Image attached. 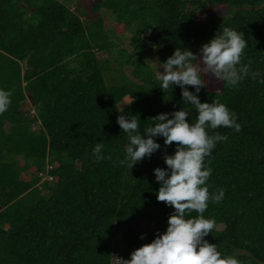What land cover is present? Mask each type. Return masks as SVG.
I'll use <instances>...</instances> for the list:
<instances>
[{
	"label": "trees",
	"instance_id": "trees-1",
	"mask_svg": "<svg viewBox=\"0 0 264 264\" xmlns=\"http://www.w3.org/2000/svg\"><path fill=\"white\" fill-rule=\"evenodd\" d=\"M68 4L0 0V89L12 93L0 114V264H116L114 255L129 259L166 230L174 209L157 200L153 170L166 168L176 142L154 138L161 150L129 169L118 163L128 137L116 119L124 105L143 133L150 118L182 107L195 122L180 88L162 91L146 59L164 62L177 47L199 59L224 27L244 33L241 62L260 75L218 89L202 75L200 101L225 104L241 125L208 130L228 139L205 158L210 195L224 190L204 213L216 221L205 239L241 264H264V0H99L91 13ZM220 7L223 15L202 20ZM127 34L130 51L121 47ZM97 142L111 159L95 162ZM139 221L153 230H137Z\"/></svg>",
	"mask_w": 264,
	"mask_h": 264
},
{
	"label": "clouds",
	"instance_id": "clouds-1",
	"mask_svg": "<svg viewBox=\"0 0 264 264\" xmlns=\"http://www.w3.org/2000/svg\"><path fill=\"white\" fill-rule=\"evenodd\" d=\"M246 47L244 33L224 27L200 46L199 59L191 50L177 47L164 62L158 58L151 61L156 65L155 79L160 82L159 88L165 92L178 86L181 103L195 108V122L186 119L191 112L181 107L179 111L150 118L152 126L142 133L138 115L125 113L124 105L121 106L116 123L127 135L128 146L124 159L118 163L127 164L131 169L144 158H151L161 150V144L154 138L162 137L165 147L176 142L174 153L163 156L166 168L153 170L155 180L160 182L157 200L165 202L174 211L169 215L163 233L157 231L151 243L132 251L129 259L117 258L116 254V264H241L232 256L222 255L216 244L205 239L216 227V221L204 216L210 200L220 203L224 198L223 189L216 194L209 193L207 181L212 169L205 164V158L211 155L217 142L228 139L218 132L210 135L208 130L226 127L238 132L241 125L237 123L236 114L225 104L218 100L201 102L199 93L206 86L202 75L210 74L230 87H236L249 75L253 79L259 76L241 62ZM260 82L264 83V80ZM186 86H192L194 91H189ZM11 96L10 91L0 89V114L9 109ZM133 101L134 98L130 97L125 105H131ZM103 149L104 142H97L92 150L95 162L111 159L103 154ZM191 211L198 215L186 219V214Z\"/></svg>",
	"mask_w": 264,
	"mask_h": 264
},
{
	"label": "rangeland",
	"instance_id": "rangeland-1",
	"mask_svg": "<svg viewBox=\"0 0 264 264\" xmlns=\"http://www.w3.org/2000/svg\"><path fill=\"white\" fill-rule=\"evenodd\" d=\"M98 1L99 0H68V3H69L68 5L74 11H76V9H78L79 7H83L85 11H88V12L91 13V8ZM226 10H227L226 7H220L218 9H216L215 11H213L212 13H209L208 15L202 17V20H204V21H208L209 20L210 21L212 19L218 18L219 16L223 15L226 12ZM104 19H105L104 20V25H105V27L107 29H111V28L114 27V22L112 21V18H110L109 16H106ZM130 38H131V35L127 34V36L123 38V41L124 42L122 43V46H121L123 49H126L128 51L131 50L130 49V45H129ZM98 56L100 58H105L107 55L104 54V53L103 54L100 53ZM155 59H156L155 57L154 58H151V59H146L147 64L152 67L154 73H155L156 65L153 62H151V61H153ZM125 71H126L127 75L130 76L131 68L125 67ZM158 71L163 72V69L162 68H158ZM209 81L211 82V85H212L213 88H215V89H218L219 88L220 80L215 79L214 77H212L209 74ZM26 109H31L30 108V105H26ZM31 111H32V109H31ZM32 113H33V111H32ZM124 230H125V228H122V229H120L118 227L115 228V231L116 232H121V231H124ZM137 230H139V231H151V230H153V226L148 225V224L144 223L143 221H139L138 226H137ZM120 238H121V235L119 233H117L114 236V240L115 241L120 240ZM114 257H116V255H114Z\"/></svg>",
	"mask_w": 264,
	"mask_h": 264
}]
</instances>
